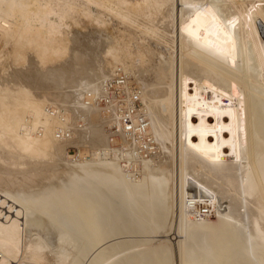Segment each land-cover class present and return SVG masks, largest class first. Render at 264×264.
Instances as JSON below:
<instances>
[{
  "label": "bare ground",
  "instance_id": "6f19581e",
  "mask_svg": "<svg viewBox=\"0 0 264 264\" xmlns=\"http://www.w3.org/2000/svg\"><path fill=\"white\" fill-rule=\"evenodd\" d=\"M174 209L179 264H264V0H0V264H174Z\"/></svg>",
  "mask_w": 264,
  "mask_h": 264
},
{
  "label": "built area",
  "instance_id": "2783aa9c",
  "mask_svg": "<svg viewBox=\"0 0 264 264\" xmlns=\"http://www.w3.org/2000/svg\"><path fill=\"white\" fill-rule=\"evenodd\" d=\"M97 100L102 106L112 104L113 112L121 123L125 134L144 139L139 130L146 128V119L140 109L141 103L138 92L131 79L124 72L116 69L111 78L103 81L102 93ZM209 117L213 119L211 115Z\"/></svg>",
  "mask_w": 264,
  "mask_h": 264
},
{
  "label": "rangeland",
  "instance_id": "374dc122",
  "mask_svg": "<svg viewBox=\"0 0 264 264\" xmlns=\"http://www.w3.org/2000/svg\"><path fill=\"white\" fill-rule=\"evenodd\" d=\"M69 153L71 154V155H76V152L74 151V150H70L69 151ZM176 211V209H174V211H173V213H170V214H168L169 216H167V218H169L168 220V224H166L167 225V228H168V225H169V237L167 236V234L165 235V234H163V232H160L159 234H156V235H152L150 238H152V239H150L148 236H143L142 237V239H141V237L139 238V237H137L136 236V238H138L137 240L138 241H144L145 240V238H146V240H145V242H147L148 241V239H149V241L151 242V245H153V244H155L157 241H159V240H164L165 238L166 239H170L171 241H170V247H172L171 249L173 250V252H172V259L174 258V260H173V263L174 264H179L178 263V254H177V250H176V243H177V241H178V238H176L177 237V235H176V225H177V215H175L176 213H174ZM174 215V216H173ZM173 222V223H172ZM170 224H171V226H172V228H171V230H170ZM173 231V232H172ZM175 232V233H174ZM173 233V234H172ZM165 236H163V235ZM154 237V238H153ZM164 237V238H163ZM133 238H135V237H133ZM148 238V239H147ZM129 238L127 237H125V240H128ZM141 239V240H140ZM172 239H173V242H172ZM130 240V239H129ZM152 240V241H151ZM53 243H55L54 241H52ZM51 242V243H52ZM52 243V244H53ZM172 244V245H171Z\"/></svg>",
  "mask_w": 264,
  "mask_h": 264
}]
</instances>
